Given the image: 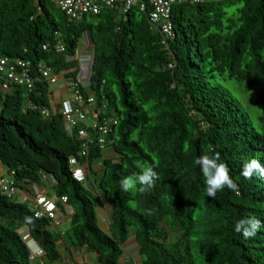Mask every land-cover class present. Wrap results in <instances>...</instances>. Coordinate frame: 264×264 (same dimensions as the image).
Returning a JSON list of instances; mask_svg holds the SVG:
<instances>
[{
	"label": "trees",
	"instance_id": "obj_1",
	"mask_svg": "<svg viewBox=\"0 0 264 264\" xmlns=\"http://www.w3.org/2000/svg\"><path fill=\"white\" fill-rule=\"evenodd\" d=\"M148 13L139 5L128 13L109 8L79 22L51 0H0V56L67 75L87 37L94 59L90 87L82 90L118 119L106 149L95 138L80 156L78 129L61 113L46 118L28 108L30 101L51 106L50 84L38 82L32 92L12 85L0 90V157L28 186L53 178L59 208H74L67 237L97 252L100 264H124L132 236L137 264H264V228L247 239L235 231L246 217L264 222V177L241 175L250 159L264 164V0L177 4L172 38ZM59 42L63 53L54 48ZM217 153L237 188L208 197L196 160ZM72 156L84 166L85 182L73 177ZM137 162L153 165L158 179L144 192L139 185L124 192L120 180L140 171ZM104 204L108 231L97 209ZM52 221L0 192V264L34 261L23 228L45 249L42 258L60 260Z\"/></svg>",
	"mask_w": 264,
	"mask_h": 264
},
{
	"label": "built area",
	"instance_id": "obj_2",
	"mask_svg": "<svg viewBox=\"0 0 264 264\" xmlns=\"http://www.w3.org/2000/svg\"><path fill=\"white\" fill-rule=\"evenodd\" d=\"M73 19H83L85 15H98L106 9H121L128 13L130 9L139 5L142 11H147L149 21L156 29H160L166 38H172L176 32L172 20L173 9L177 4L186 2H199L202 0H51ZM88 40L87 37L84 38ZM51 44H45L44 48L49 49ZM59 53L66 51V45L59 42L55 45ZM64 73V72H63ZM64 75V74H63ZM61 73L46 64H40L36 69L30 60L0 56V90H7L12 85L24 86L27 91L32 92L38 82L47 81L51 86L61 83ZM83 83L74 80L66 83L67 96L62 99L59 105L40 106L32 101L28 108L38 110L41 114L50 118L57 113L63 115L64 121L69 128H77L83 141L80 156H87L90 152V144L96 138L100 149H106L108 138L113 132V125L118 123L114 115L106 113L107 105L98 107L94 96L86 94ZM97 136V137H95ZM70 165L73 177L80 182L86 180V170L77 156L70 158ZM15 170L5 167L0 157V192L8 199H16L25 183L19 182ZM29 196V195H28ZM31 207L37 218L50 216L56 219L58 211L57 202L39 189L37 185L32 187L30 198ZM23 239L30 249L32 260L43 257L46 252L39 242L33 238L27 228L20 230Z\"/></svg>",
	"mask_w": 264,
	"mask_h": 264
},
{
	"label": "crops",
	"instance_id": "obj_3",
	"mask_svg": "<svg viewBox=\"0 0 264 264\" xmlns=\"http://www.w3.org/2000/svg\"><path fill=\"white\" fill-rule=\"evenodd\" d=\"M85 41V40H83ZM87 44V43H86ZM93 46V45H92ZM91 48L87 49H78L77 54L72 59L76 60L78 63L75 66V69L72 68L69 70V73L67 72V75H63L61 77V83L57 85H50L48 96H49V102L51 106H57L62 102V99H64L67 96V88L66 83H70L75 80L74 75L71 74L75 72L76 79L79 82H82L84 87H90L91 81H90V75L91 71L89 70L88 65H86V61H89L87 59L89 53L86 52L92 51ZM93 56V53H92ZM109 157L113 155L112 150L107 152ZM96 169L100 170L102 169L101 164L96 165ZM53 178L49 174L43 175V182L38 186L37 184H31L30 186L24 185L20 193L18 194L16 200L18 201H28L31 195V191L29 192V188L33 187L34 185H37L40 190H42L44 193L48 194L49 196L53 197V199H56V194H51L50 188H54V182ZM29 195V196H28ZM109 206L107 204L101 205L98 207V212L101 218V224L105 230H109V224L111 223V216H110V210H108ZM74 213L73 206L67 204L64 206V208H59L56 213V219L53 220L52 228L57 229L60 227L61 224H66L67 229H61L59 234V245H60V251L62 254V258L60 260H57L55 262L49 261L47 258H41L38 257L33 262L37 261L38 259L43 260V264H100L99 260V254L92 250L89 246H81L76 245L75 243L70 240L67 235H69V231L71 230V222L70 218ZM131 239L126 244L128 247L131 246ZM75 245V246H74ZM125 245V246H126ZM130 245V246H129ZM133 249H127L125 248V254L122 258V263L132 264V263H138L140 260V254H139V245L134 243Z\"/></svg>",
	"mask_w": 264,
	"mask_h": 264
},
{
	"label": "clouds",
	"instance_id": "obj_4",
	"mask_svg": "<svg viewBox=\"0 0 264 264\" xmlns=\"http://www.w3.org/2000/svg\"><path fill=\"white\" fill-rule=\"evenodd\" d=\"M196 164L200 166V170L203 174L208 197H216L217 192L223 190L225 187L232 190L237 188V185L233 182L230 175L228 166L221 161L218 153L214 156L201 155L196 160ZM137 167L140 169L138 173L125 176L120 180L122 191L135 192L137 190V185H139V191L144 192L150 189L158 179L157 172L154 170L153 165L146 162H137ZM241 175L249 179L252 178L253 175L264 177V164H262L259 159H250L243 164ZM262 228H264V222L254 215L241 219L235 224L236 233H242L245 239L254 237Z\"/></svg>",
	"mask_w": 264,
	"mask_h": 264
},
{
	"label": "rangeland",
	"instance_id": "obj_5",
	"mask_svg": "<svg viewBox=\"0 0 264 264\" xmlns=\"http://www.w3.org/2000/svg\"><path fill=\"white\" fill-rule=\"evenodd\" d=\"M82 19H80L79 20V22L81 21ZM87 43V44H86ZM91 46H92V43H91V41H83V40H81V43H80V48L79 49H87V48H91ZM87 54L89 53V55H88V57H87V59L89 60V61H86V65H88V67H89V70L88 71H91V67H92V61H93V56H92V51H90V52H86ZM78 63V62H77ZM230 86H233L232 85V83H230ZM242 98L244 99V97H243V95H242ZM253 107H254V105H253ZM252 107V108H253ZM101 166H102V164H101ZM96 177V176H95ZM93 180V179H92ZM50 190V192H51V194L53 195V194H55V191H54V188H50L49 189ZM108 210H110V207H108L107 208ZM61 229H67V225L66 224H61L60 225V227L59 228H57V229H55L56 230V232H60V230ZM132 241H131V246L130 247H128L127 245L125 246V248H131V249H133V247H134V243H136L137 244V242H136V238H135V236H132L131 238H130ZM58 262V261H57ZM31 264H43V260L42 259H38L37 261H35V262H33L32 261V263ZM56 264H60V263H56Z\"/></svg>",
	"mask_w": 264,
	"mask_h": 264
},
{
	"label": "water",
	"instance_id": "obj_6",
	"mask_svg": "<svg viewBox=\"0 0 264 264\" xmlns=\"http://www.w3.org/2000/svg\"><path fill=\"white\" fill-rule=\"evenodd\" d=\"M92 53H93V59H94V47L93 46H92ZM92 63H93V61H92ZM91 73H92V70H91Z\"/></svg>",
	"mask_w": 264,
	"mask_h": 264
}]
</instances>
